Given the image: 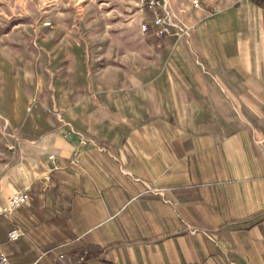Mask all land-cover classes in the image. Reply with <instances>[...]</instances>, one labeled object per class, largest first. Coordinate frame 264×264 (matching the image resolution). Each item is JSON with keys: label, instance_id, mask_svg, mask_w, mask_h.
<instances>
[{"label": "rangeland", "instance_id": "374dc122", "mask_svg": "<svg viewBox=\"0 0 264 264\" xmlns=\"http://www.w3.org/2000/svg\"><path fill=\"white\" fill-rule=\"evenodd\" d=\"M137 1L0 0V194L55 137L99 147L247 125L264 141V7L201 0L187 36L161 38L139 28Z\"/></svg>", "mask_w": 264, "mask_h": 264}, {"label": "crops", "instance_id": "0c3cea01", "mask_svg": "<svg viewBox=\"0 0 264 264\" xmlns=\"http://www.w3.org/2000/svg\"><path fill=\"white\" fill-rule=\"evenodd\" d=\"M228 130L47 140L37 170L1 188L0 249L12 264H264V141L247 125ZM24 189L29 202L3 212Z\"/></svg>", "mask_w": 264, "mask_h": 264}, {"label": "built area", "instance_id": "2783aa9c", "mask_svg": "<svg viewBox=\"0 0 264 264\" xmlns=\"http://www.w3.org/2000/svg\"><path fill=\"white\" fill-rule=\"evenodd\" d=\"M138 0L141 10L149 13L148 19H143L139 28L143 33H150L156 37L168 38L171 35L187 36L189 34V26L186 24L196 11L201 9V0ZM260 3L264 7V0H250ZM31 196L29 190L14 191L6 199V206L3 212H11L15 208L29 202ZM7 239L15 241L21 231L18 226H11L7 230ZM62 246V245H60ZM82 255L78 260H82L87 250L82 251ZM58 259H64V254L59 253ZM0 264H12L8 255L3 249H0Z\"/></svg>", "mask_w": 264, "mask_h": 264}, {"label": "trees", "instance_id": "16d2710c", "mask_svg": "<svg viewBox=\"0 0 264 264\" xmlns=\"http://www.w3.org/2000/svg\"><path fill=\"white\" fill-rule=\"evenodd\" d=\"M258 3V2H257ZM259 4V3H258Z\"/></svg>", "mask_w": 264, "mask_h": 264}]
</instances>
